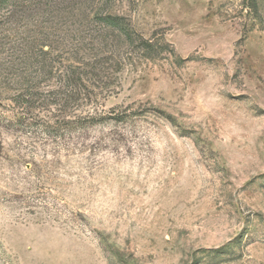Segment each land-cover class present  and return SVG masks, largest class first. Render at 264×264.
Segmentation results:
<instances>
[{
  "label": "rangeland",
  "instance_id": "rangeland-1",
  "mask_svg": "<svg viewBox=\"0 0 264 264\" xmlns=\"http://www.w3.org/2000/svg\"><path fill=\"white\" fill-rule=\"evenodd\" d=\"M42 1L0 7V264H264V0L103 1L131 45ZM71 70L83 99L57 105Z\"/></svg>",
  "mask_w": 264,
  "mask_h": 264
},
{
  "label": "trees",
  "instance_id": "trees-1",
  "mask_svg": "<svg viewBox=\"0 0 264 264\" xmlns=\"http://www.w3.org/2000/svg\"><path fill=\"white\" fill-rule=\"evenodd\" d=\"M47 1L49 0H46V2ZM103 1H106V0H50L47 3L55 4V7L57 10L61 11L62 14L70 15L72 18H77L76 15H79V13L74 14L73 11L75 10L78 11L81 8V6L84 5L83 8H88L90 11H92L91 12L92 20L99 21L100 23H103L104 26L106 27L109 26L110 28H112V30H116V32H118V35L122 36L125 42L128 43V45L133 44L136 39L134 36L135 32L129 27V25L125 22L123 17H120L118 15H110L108 13L97 12L99 5L102 4ZM43 2L44 1L42 0H0V7L1 6L10 7L9 10H6L9 12V16H4V18L13 19L12 20V23H13L16 20L19 21L20 19L25 17L26 15L25 10H27L28 6H32L31 9H34V8L36 9L40 7V5L43 4ZM47 3H44V4H47ZM143 43L147 44L146 46L149 47L147 41L144 40ZM16 48H17L16 50H18L19 53L22 54V56L26 55L25 59L30 61L29 64L27 63V67L29 70L31 67H33L34 72L40 71V72H45L47 74L51 73L50 72V69L52 67L51 64H48V66H45L46 64L44 62H41L40 60L36 59V53L37 51H39V49H37L36 43L20 42L17 44ZM115 51L116 50L114 48H110L109 50H106L103 53L105 54L108 52L111 53L109 55L114 56L116 58L115 62L118 63L117 58L119 57L117 56H119V54ZM94 57L92 59L96 60L94 63L98 65V67H101V66H103V68L107 67L106 70L110 68V66H105L107 63V58L105 57L102 58L99 56V58L96 59ZM24 64L26 65L25 62L23 61L20 62L19 63L20 68H22ZM10 69L12 70L13 66H11ZM23 69L25 70V68H22V70ZM22 72L23 71H21V73ZM71 72H72L71 75L70 73L67 76L64 75V82L62 83L60 87H58L57 89L51 90V92L49 91L50 94H52L53 96L52 97V100L54 101L53 103L57 105H65L66 103H68V101L69 103H76L79 99H83L82 94H81V89L82 87H85V86H83L81 82H83V79L84 80L87 79L86 81H88L89 79L88 74H91V71H87V72L83 71L82 76L80 77L78 75L76 76V78L74 76L76 74L75 73L76 71L71 70ZM93 74L97 78V74L95 73ZM28 82L26 83V86L21 87L22 90L20 92L16 93V98H17L18 103H20L19 101L21 102L24 101V103H28L32 100V98L30 97V94L32 93L31 92L32 83L31 82L28 83ZM83 95L85 94L83 93ZM118 117L121 118L123 116L119 115ZM98 119L101 121L102 119L104 120V117L103 116L99 118L98 117H87V118H81V119H77L73 121L63 120V121L58 122L56 125H51V124L46 123L45 125H43L44 127L43 130L46 131V133L54 137H57V135L62 136L64 130L71 131L75 128L83 129V128H86L96 123ZM15 123H17L18 125H21V124H24V121L19 120V121H15Z\"/></svg>",
  "mask_w": 264,
  "mask_h": 264
}]
</instances>
